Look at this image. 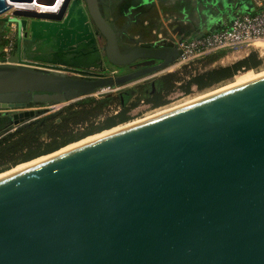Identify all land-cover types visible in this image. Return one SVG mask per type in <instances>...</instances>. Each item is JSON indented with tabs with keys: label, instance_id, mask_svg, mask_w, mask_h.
Listing matches in <instances>:
<instances>
[{
	"label": "water",
	"instance_id": "1",
	"mask_svg": "<svg viewBox=\"0 0 264 264\" xmlns=\"http://www.w3.org/2000/svg\"><path fill=\"white\" fill-rule=\"evenodd\" d=\"M57 2L0 0L17 28L0 63L13 130L40 116L32 105L147 78L181 54L169 39L122 46L100 0ZM0 264H264V75L0 180Z\"/></svg>",
	"mask_w": 264,
	"mask_h": 264
},
{
	"label": "trees",
	"instance_id": "2",
	"mask_svg": "<svg viewBox=\"0 0 264 264\" xmlns=\"http://www.w3.org/2000/svg\"><path fill=\"white\" fill-rule=\"evenodd\" d=\"M6 30V21L0 18V49L4 43L3 35ZM217 56L203 60V65L216 59ZM260 63L261 59L258 55L251 53L247 58L230 66L208 70L204 68L197 73H192L193 68L184 67L182 70L159 77L151 85L139 86L136 90L149 94L146 101L159 106L168 102L167 97L182 81V88L186 91H189L192 86L198 89L205 88L243 68H254ZM131 97L130 92L102 99L86 97L64 106L57 113L46 114L45 111H41L38 118L13 131L8 127V122H0V170L53 153L77 141L80 135L91 134L93 125L88 128V124L100 117H103L102 125L99 127L101 130L129 120V111L137 105V103L128 105ZM111 105L119 107L115 115L105 113V109ZM81 125H86L85 132L75 133L74 127ZM44 136L48 138V141L42 140Z\"/></svg>",
	"mask_w": 264,
	"mask_h": 264
},
{
	"label": "crops",
	"instance_id": "3",
	"mask_svg": "<svg viewBox=\"0 0 264 264\" xmlns=\"http://www.w3.org/2000/svg\"><path fill=\"white\" fill-rule=\"evenodd\" d=\"M106 1L108 2L106 18L119 32L122 46H128L134 41L151 43L158 39L177 41L189 38L206 33L215 27L221 28L237 15L255 11L252 0ZM251 53L254 52L248 50L239 52L232 56L230 63H222L218 67L230 66L247 58ZM218 57L219 55L207 62L205 69L217 68L215 64L220 59ZM226 58L230 57L224 56L221 60Z\"/></svg>",
	"mask_w": 264,
	"mask_h": 264
},
{
	"label": "rangeland",
	"instance_id": "4",
	"mask_svg": "<svg viewBox=\"0 0 264 264\" xmlns=\"http://www.w3.org/2000/svg\"><path fill=\"white\" fill-rule=\"evenodd\" d=\"M100 5H101L102 13L106 16L107 8H108V2L106 0H100ZM246 50L256 53L258 55V57L261 59V63L257 67H254V68H243V69L235 72L231 76H229V77H227V78H225V79H223V80H221L219 82H216V83H214V84H212V85H210L208 87L199 88L198 89L195 86H192L189 91H186L185 89L182 88V83H183V81H182V82L177 84V87L174 89V91L167 97L168 102L163 104V105L154 106L152 103L147 102L146 100L149 98V94L137 92L136 89L139 86L151 85L159 77H161L163 75H166L167 73H171L173 71L175 72L177 69L167 70V69H170L171 66L167 67L164 70H161L160 72H157L156 74L154 73L151 76H148L147 78H139V79H137V80H135V81H133L131 83H127V84H124V85L119 86V87H116V86L107 87V88L99 90L98 92H96L95 94L91 95L90 97L94 98V99H102V98H105V97L119 96L122 92H130L132 94V97H131L130 101L128 102V105L131 104V103H137V105L135 107H133L129 111V115H130L129 120H127L125 122H122V123H118L112 128L101 130V129H99V127L102 125L101 123L103 121V117L95 119V120H93V123L91 122L92 124L91 123L88 124L89 125L88 128H91L92 125H93L91 134H88V135L82 134V135H80V138L77 141H74V142L68 144L67 146H65V147L53 152V154H55V153H57L59 151H62V149L64 150L65 148H68V147H70V146H72V145H74L76 143H79V141H84L85 139H88L89 137L90 138L91 137H95L96 135H100V134H102L104 132H107V131H110L112 129H115V128H118L120 126H123V124L124 125L125 124H129V123H132V122H134V121H136V120H138L140 118L142 119V118H146L147 116L149 117V115H151L152 113H153V116H154V113L158 114V113L162 112L163 110H169L170 108H174V107H177V106H182V105L185 104L184 101L188 100L190 102V101L193 100L194 97H196L195 99H198L199 95H201V96H199V98L202 97V95L203 96L208 95V94H210V92H212L214 90L216 91L220 87L224 88V87L230 85L231 83H234L236 81V79H238L239 77L245 75L250 70L252 72H255V73L264 72V43H258L257 48H256V46H249V47L246 46V47H243V48L234 49V50L229 51V52H224V53L217 54V55H219L218 59L219 58L220 59L215 64V67H218V65H220L222 63L223 64L230 63L231 60L233 59V57H232L233 55H235V54H237L239 52H242V51H246ZM224 56H228L230 58L229 59L226 58V60H221L222 57L224 58ZM203 64L204 63L201 62L200 65L194 67L192 69V73H197L199 71H203L204 68H205V66ZM107 67H110V69H115V68H113V67H111L109 65H107ZM130 70L131 69L129 67L124 68V72H128ZM190 99H192V100H190ZM79 100H81V99H79ZM76 101H78V100H76ZM76 101L69 102V103H63V104H44V105H40V106H35V105L33 106L32 105L31 107H28L26 109H29V108L37 109V110L39 109V110L45 111L46 114H51V113H57V111H59L64 106L69 105L71 103H75ZM186 103H187V101H186ZM118 109H119V107H117L115 105H111V106H108L105 109V113L108 114V115H115L117 113ZM20 110H24V109H20ZM3 111L4 110H0V113H2ZM85 129H87L86 125L76 126V127H74V130H75L74 132L75 133H81V132L84 133ZM42 140L48 141V138L44 136L42 138ZM53 154L50 153V154H47V155H44V156H40V157L35 158L33 160H30V161L34 162V161H37L38 159L39 160L40 159H44L47 156L49 157V155H53ZM30 161H28L27 163H31ZM27 163L26 162L19 163L16 166H11V167H8V168L0 170V177L5 176L6 173L9 174V172H11V170H13L14 167L16 168L19 165H24V164H27Z\"/></svg>",
	"mask_w": 264,
	"mask_h": 264
},
{
	"label": "built area",
	"instance_id": "5",
	"mask_svg": "<svg viewBox=\"0 0 264 264\" xmlns=\"http://www.w3.org/2000/svg\"><path fill=\"white\" fill-rule=\"evenodd\" d=\"M252 1L255 5L254 12L237 15L218 30L175 41L181 54L167 70L179 71L184 67L194 68L210 56L246 46L257 48L258 43H264V0ZM3 41L0 49V63H8L17 43V28L14 23L7 28Z\"/></svg>",
	"mask_w": 264,
	"mask_h": 264
},
{
	"label": "bare ground",
	"instance_id": "6",
	"mask_svg": "<svg viewBox=\"0 0 264 264\" xmlns=\"http://www.w3.org/2000/svg\"><path fill=\"white\" fill-rule=\"evenodd\" d=\"M18 1H20V2H28V3H34V4H43L44 3V0H18ZM46 1H49V0H46ZM51 1V3H52V5H55V4H58L59 2H57V0H50ZM57 7V5H55V8ZM261 75H264V72H262V73H255V72H252L251 70L249 71V72H247L245 75H243V76H241V77H239L238 79H236V81L234 82V83H231L230 85H228V86H226V87H224V88H222V87H220L218 90H214V91H212V92H210V94H208V95H205V96H203L202 95V97H200L199 98V96H201V95H199L198 96V99H195L196 97H194L193 98V100L192 99H190V100H192V101H188V100H186L187 101V103H186V101H184L185 102V104L184 105H186V104H189V103H191V102H194V101H196V100H199V99H201V98H204V97H207V96H209V95H212V94H214V93H217V92H219V91H222V90H224V89H227V88H229V87H232V86H235V85H238V84H240V83H242V82H245V81H248V80H251V79H253V78H256V77H258V76H261ZM208 92V93H209ZM205 94V93H204ZM207 94V93H206ZM195 99V100H194ZM180 104V103H179ZM178 104V105H179ZM184 105H182V106H184ZM179 107H181V106H177V107H174V108H170L169 110H163L162 112H160V113H158V114H155L154 113V116H153V113L151 114V115H149V117L147 116L146 118H140V119H138V120H136V121H134V122H132V123H129V124H123V126H120V127H118V128H115V129H112V130H110V131H107V132H104V133H102V134H100V135H96L95 137H89L88 139H85L84 141H79V143H76V144H74V145H72V146H70V147H68V148H65L64 150L62 149V151H59V152H57V153H55V154H53V155H49V157L47 156L46 158H44V159H38L37 161H30L31 163H27V164H24V165H19V166H17L16 168L14 167V169L13 170H11V172H9V174H7L6 172V175L5 176H2V177H0V180H2V179H4V178H6V177H9V176H11V175H14V174H16V173H19V172H21V171H24V170H26V169H28V168H30V167H33V166H35V165H37V164H39V163H41V162H43V161H45V160H47V159H50V158H52V157H54V156H57V155H60V154H62V153H65V152H67V151H70V150H72V149H75V148H77V147H80V146H82V145H85V144H88V143H91V142H93V141H95V140H97V139H100V138H102V137H105V136H107V135H110V134H112V133H115V132H117V131H120V130H123V129H125V128H129V127H131V126H133V125H136V124H138V123H141V122H143V121H145V120H148V119H151V118H153V117H156V116H158V115H161V114H163V113H166V112H169V111H171V110H174V109H176V108H179ZM159 112V111H158ZM157 113V112H156ZM133 121V120H132ZM131 122V121H130ZM128 123V122H127ZM8 172V171H7ZM3 174V173H2Z\"/></svg>",
	"mask_w": 264,
	"mask_h": 264
},
{
	"label": "flooded vegetation",
	"instance_id": "7",
	"mask_svg": "<svg viewBox=\"0 0 264 264\" xmlns=\"http://www.w3.org/2000/svg\"><path fill=\"white\" fill-rule=\"evenodd\" d=\"M106 65H107V62H106ZM105 73L107 74L108 72L105 71ZM1 117H3L2 113L0 114V119H1Z\"/></svg>",
	"mask_w": 264,
	"mask_h": 264
}]
</instances>
